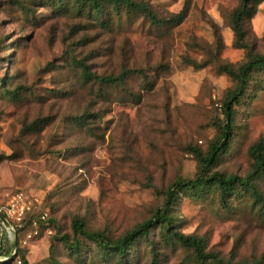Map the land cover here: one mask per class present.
Segmentation results:
<instances>
[{"label":"rangeland","instance_id":"rangeland-1","mask_svg":"<svg viewBox=\"0 0 264 264\" xmlns=\"http://www.w3.org/2000/svg\"><path fill=\"white\" fill-rule=\"evenodd\" d=\"M55 1L0 0V79L18 92L8 97L0 86V209L22 193L32 214L53 221L40 224L36 217V228L29 218L8 222L11 234L2 224L0 241L20 248L28 264H51V256L60 264H104L92 244L80 263L55 237H71V221L79 217L87 230L117 239L167 202L175 179L196 176L190 149L204 152L213 140L221 99L233 87L217 65L236 68L246 56L228 26L237 0H132L163 19L187 5L186 16L179 25L155 28L139 15L110 30L78 15L74 0H63L61 10ZM247 42L264 53V0ZM185 58L210 63L195 69ZM72 59H86L96 76L142 70L151 89L139 74L127 80L126 91L85 82ZM83 113L91 115L90 129L69 123ZM36 120L37 129L28 131ZM261 138L264 73L256 72L236 106L230 149L211 173L244 177L252 164L248 149ZM255 184L264 197V175ZM229 204L220 205L216 190L199 198L179 193L169 211L171 230L203 239L205 251L228 264H264V217L246 194ZM14 254L0 262L20 264ZM124 264L195 262L155 227Z\"/></svg>","mask_w":264,"mask_h":264},{"label":"trees","instance_id":"trees-1","mask_svg":"<svg viewBox=\"0 0 264 264\" xmlns=\"http://www.w3.org/2000/svg\"><path fill=\"white\" fill-rule=\"evenodd\" d=\"M261 1L263 0H237L236 7L229 14L228 26L233 33L234 47L244 49L246 56L244 62L236 68L230 64L217 65L218 71L232 81L233 87L226 91L221 99L215 118L216 135L213 140L209 142L204 152L195 148L190 149L198 163L196 176L189 180L175 179L167 191V202L161 207L156 208L149 218L135 225L131 230L117 239L112 240L102 232L87 230L83 220L79 217H74L71 221L72 236L63 235L55 237L62 244L63 249L69 256L83 263L84 260H81L83 248L88 244H92L96 250L97 257L104 264H108L110 261L113 264H124L130 256V251L141 240L149 238V231L152 228L158 227L164 240L179 244L185 249L190 250L195 264H228L219 258L217 254L206 252L203 239L171 230L175 224L174 218L169 211L179 193L199 198L216 190L220 205L223 208H229L230 199H235L246 194L257 205L258 212L264 217V197L257 190L255 184V180L264 175V138L256 141L248 149V155L252 160V164L249 172L244 177L237 175L225 176L218 172L211 173V169L218 164L221 157L230 149L236 106L242 101L253 73H264V53L258 54L254 52L251 45L247 42L250 22L257 13L258 5ZM55 3L59 5L58 10L66 8L63 0H56ZM73 4L78 15L85 16L91 23L97 24L105 30H110L114 26L120 27L123 22H129L132 18H137L139 15L146 18L151 26L155 28L176 26L184 20L187 12L186 5L177 14L170 16L168 19H163L158 18L146 4L132 0H74ZM220 47L221 44L218 42L217 54L221 49ZM85 60L76 61L72 59V64L80 69L81 77L85 82H96L100 87L103 86L104 89L118 87L126 91L127 80L131 76L139 74L145 81L146 90L151 89L148 77L142 70L122 67L120 72L115 76H96L90 72ZM184 61L188 66L195 69H202L210 63L208 61L197 62L189 58H185ZM2 85L3 81L0 79L3 95L12 98L17 95V91H10ZM90 117V114L83 113L69 118V123L74 127L78 126L90 129L88 122ZM39 122L40 120H36L26 126L27 130L35 131ZM39 215L36 216L28 212L25 218H29V221L26 223L29 225L30 220L32 221L36 217L38 219ZM47 221L49 224H53L51 219H47ZM38 222L42 224V222ZM10 249L1 247L0 256L10 258ZM12 258H18L20 264H28L20 248L16 249ZM50 263L60 264L53 256L50 257ZM0 264L4 263L0 262Z\"/></svg>","mask_w":264,"mask_h":264},{"label":"built area","instance_id":"built-area-1","mask_svg":"<svg viewBox=\"0 0 264 264\" xmlns=\"http://www.w3.org/2000/svg\"><path fill=\"white\" fill-rule=\"evenodd\" d=\"M31 208H32L31 202L27 200V198L23 197L22 193H18L11 198L9 203L3 209H0V214L3 216L7 224L8 222H11L19 225L25 219L26 214L30 212ZM47 218H48L47 214L42 213L39 215L37 221L45 222L47 221ZM37 221L36 220L31 221V226L33 228H36L38 223ZM10 228H11V233H14L13 230L14 227L12 228L10 226ZM27 238L30 239L31 234H28ZM14 252H15V248L13 247L10 251V255ZM6 259L8 258L0 257V261H5Z\"/></svg>","mask_w":264,"mask_h":264},{"label":"water","instance_id":"water-1","mask_svg":"<svg viewBox=\"0 0 264 264\" xmlns=\"http://www.w3.org/2000/svg\"><path fill=\"white\" fill-rule=\"evenodd\" d=\"M7 224V222L4 220L3 216L0 214V225ZM2 247V241H0V248Z\"/></svg>","mask_w":264,"mask_h":264},{"label":"bare ground","instance_id":"bare-ground-1","mask_svg":"<svg viewBox=\"0 0 264 264\" xmlns=\"http://www.w3.org/2000/svg\"><path fill=\"white\" fill-rule=\"evenodd\" d=\"M3 226L5 227L6 231L10 234L11 233V228L8 224H3Z\"/></svg>","mask_w":264,"mask_h":264}]
</instances>
